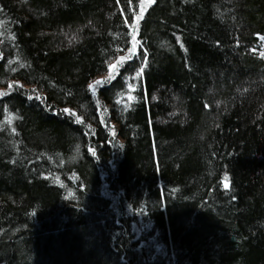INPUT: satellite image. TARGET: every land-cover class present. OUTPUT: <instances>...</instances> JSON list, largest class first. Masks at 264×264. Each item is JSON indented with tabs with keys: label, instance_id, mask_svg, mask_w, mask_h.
<instances>
[{
	"label": "trees",
	"instance_id": "1",
	"mask_svg": "<svg viewBox=\"0 0 264 264\" xmlns=\"http://www.w3.org/2000/svg\"><path fill=\"white\" fill-rule=\"evenodd\" d=\"M259 35L264 0H0V264H264Z\"/></svg>",
	"mask_w": 264,
	"mask_h": 264
},
{
	"label": "rangeland",
	"instance_id": "2",
	"mask_svg": "<svg viewBox=\"0 0 264 264\" xmlns=\"http://www.w3.org/2000/svg\"><path fill=\"white\" fill-rule=\"evenodd\" d=\"M145 3L148 1V0H144ZM135 42V40H134ZM260 56L264 57V36L262 35H259L258 36V41L256 43V46L253 48ZM116 61H112L110 63V67H109V73H111L113 70H114V67H115V64ZM97 84V82L95 83Z\"/></svg>",
	"mask_w": 264,
	"mask_h": 264
}]
</instances>
